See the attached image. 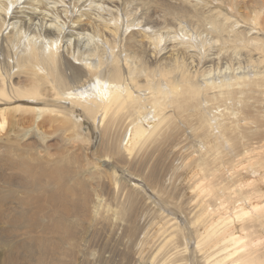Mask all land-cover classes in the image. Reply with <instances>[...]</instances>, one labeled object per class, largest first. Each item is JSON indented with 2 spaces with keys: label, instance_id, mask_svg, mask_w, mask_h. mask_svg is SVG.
Returning a JSON list of instances; mask_svg holds the SVG:
<instances>
[{
  "label": "bare ground",
  "instance_id": "bare-ground-1",
  "mask_svg": "<svg viewBox=\"0 0 264 264\" xmlns=\"http://www.w3.org/2000/svg\"><path fill=\"white\" fill-rule=\"evenodd\" d=\"M15 102L29 127L62 118L52 143H23L12 115L10 232H35L42 203L73 251L96 223L123 264H264V0H0V104Z\"/></svg>",
  "mask_w": 264,
  "mask_h": 264
},
{
  "label": "rangeland",
  "instance_id": "rangeland-1",
  "mask_svg": "<svg viewBox=\"0 0 264 264\" xmlns=\"http://www.w3.org/2000/svg\"><path fill=\"white\" fill-rule=\"evenodd\" d=\"M62 102L61 103H59L58 102V104L57 105H62V103L64 102L65 103V100H61ZM67 102V101H66ZM19 104L20 102H15V103H13V104H8V105H6V104H0V120L1 119H8V123H7V125H6V128H5V130L3 131V132H0V142H5V140H7L8 138H12L13 136H15V133L13 132V131H10L13 127H12V115H14V116H16V117H19V116H22L23 117V125H17L18 127V129L20 128L21 129V132H20V134L18 135L19 137L20 136H25L26 134V136L25 137H23L24 139H23V143L24 142H29V141H31V140H33L34 139V137L35 138H40L41 137V139H42V137L44 136V135H46V133L48 134V135H46V139H47V141L49 142V143H52L53 142V140L52 139H55L56 137H57V135L60 133V132H58V133H56V134H54V132H55V130H56V126L58 127L59 126V124H61V122H59L60 120H61V118H62V116H55L54 115V117H53V115L52 114H46L45 116H48L51 120H49V121H47V122H45V124L43 125V127H41L40 128V126H38V120L36 119V122H35V124L32 126V127H29V125H31V121L33 120V117L31 116V115H33V114H31L32 112H24L23 113V111H26V110H22V109H20V111L18 110V111H16V110H12L13 108H14V106H16V104ZM54 102H51V104H53ZM68 103V102H67ZM17 104V105H18ZM30 104V103H29ZM66 104V103H65ZM3 105H5V106H3ZM64 105V104H63ZM7 108V109H6ZM11 109V110H10ZM3 112H5V114H3ZM22 112V113H21ZM22 114V115H21ZM25 114V115H24ZM3 115V116H2ZM18 115V116H17ZM25 116V117H24ZM55 117H57V119H54ZM14 118V117H13ZM38 119H39V121L43 118V116H41V117H37ZM30 119H31V121H30ZM37 124V125H36ZM40 130V131H39ZM10 132H11V134H10ZM93 133H94V130L92 131ZM34 134H35V136H34ZM42 134H44V135H42ZM67 134V133H66ZM70 134V133H69ZM34 137H33V136ZM51 135V136H50ZM47 136H48V138H47ZM55 136V137H54ZM91 136H93V139H94V143L96 142V143H98V141H99V138H100V135H99V132L98 131H96L94 134H91ZM16 137H17V135H16ZM54 137V138H53ZM58 145V143L57 144H55L54 146H52V151H56L57 150V148L59 147V146H57ZM1 154V153H0ZM1 156V155H0ZM7 170V171H6ZM6 170H3L4 171V173L5 174H3V175H6V176H8V175H13L15 172H17V173H19V174H21V172H20V170L18 171V169H16V170H14L13 171V169H6ZM3 171L1 172V174L3 173ZM37 171V170H36ZM35 171V172H36ZM39 171V170H38ZM16 174V173H15ZM120 174H121V171H120ZM17 175V174H16ZM38 175V174H37ZM35 176H36V174H35ZM127 176V175H126ZM131 177H133V178H131ZM1 178H2V176H1ZM20 178V177H19ZM127 179H132L131 181H133V179H134V181L137 179L138 180V178L136 177H134V176H127ZM76 187V186H75ZM78 187H79V185H78ZM81 188H82V186H81ZM76 189H77V187H76ZM80 189V188H79ZM8 190V189H7ZM9 203V202H8ZM37 211L39 212V214L41 215V217H42V219H41V221L42 222H40V220H38L39 222H38V224L35 226V228H34V231L35 232H26V229L24 230V229H22V230H19V231H14V232H12L13 230H11V232H12V234H11V232H10V229L9 230H7V223H8V226H9V223H10V221L8 220V219H4V220H2L1 219V217H0V223H1V220L2 221H4L5 222V220H7V222H5L6 223V225H5V223L3 222V223H1V225L0 226H4L5 225V227H4V230L1 228V231H0V234H2V233H4L2 236L5 238V240L7 241V239H8V243L6 244V243H4V238L0 235V253L2 252V251H6L7 252V254H10L11 255V253H16L17 251V253L18 254H20V256H19V260L17 261V259L16 260H14V263H13V261H8V259L7 258H9V257H2L3 259L0 261V264H7V262H8V264H41V263H38L39 261V259L41 258V260H42V264H50V263H52V264H74V260H75V257H78L79 259L77 260L76 259V262H78V264H94L95 262H97V263H95V264H100V263H102V260L101 259H99L100 258V255H101V253L102 252H100L99 253V251L100 250H102L101 248H103V250L102 251H104L105 249H107V250H109V248H110V245H112L115 241V239L112 241V243L109 245V247L107 248V247H105L106 246V244L104 243V237H107V233H105L101 228H100V225L99 224H97V225H99V226H97L96 225V223H95V225H91V224H87V223H84V225L85 224H87V225H85V228H87L88 227V229H89V231L87 230L86 231V229L84 228V230L85 231H83V233H89V234H87L88 236H86L85 234H82V235H84V236H80V239H81V237H82V241H83V239H84V241H83V243L86 241V239H87V241H89V244L88 243H84V245H83V243L80 245V247L79 248H76V249H81V248H85V250H83V249H81V251H83L82 253H81V251L79 252V251H77V250H72V248L73 247H71L70 245V247L71 248H69V246H68V244H64V242L63 243H61V241H64L65 239V236L64 235H62V234H59L58 232H56L54 229H53V226H51V225H53L54 223H52V222H50V220H48L47 218H49L50 216H48V214L46 213L47 211H48V209L46 208V204H42V203H40L39 204V207H38V209H37ZM41 217H39V218H41ZM145 219H146V217H144L143 216V218H142V222H144L145 221ZM45 221V222H44ZM50 223H52V224H50ZM49 225V226H48ZM37 226H39V227H37ZM52 227V229L50 228H48V227ZM91 226H92V228H91ZM99 227V228H97V227ZM7 227V228H6ZM48 228L49 230H53L54 232H56V233H54V232H50V231H47L46 230V232L44 231L45 229L44 228ZM90 228H91V230L92 231H94V228H96L95 230H98V231H100V232H94L95 234L96 233H99V235L98 234H96L97 236H95L94 235V233L92 232V231H90ZM7 230V231H6ZM18 230V229H17ZM104 233H102V232ZM6 232V233H5ZM62 232V231H61ZM58 233V234H57ZM102 233V234H101ZM64 234V233H63ZM54 235H56V236H58L59 235V237H56L55 238V236ZM63 237H62V236ZM101 235H103V237L101 236ZM106 235V236H105ZM95 236V237H94ZM54 238H55V240H54ZM98 238V239H97ZM58 239H61V241H60V245L61 246H58L59 244H57V242H56V240H58ZM79 238L77 239L78 240V242H79V240H80ZM105 239H107V238H105ZM2 240V241H1ZM101 240V241H100ZM108 240V239H107ZM54 241V242H53ZM98 241V242H97ZM106 243H108V241H105ZM3 243H4V245H3ZM52 243H54V244H52ZM59 243V242H58ZM116 243V242H115ZM10 244V245H9ZM57 244V245H56ZM87 244V245H86ZM100 244H101V246H104V247H101L100 246ZM43 245V246H42ZM54 245V246H53ZM84 247H83V246ZM89 245V246H88ZM91 245V246H90ZM41 246V247H40ZM55 246L57 247V249H59V251L58 250H56L55 249ZM64 246H66V247H64ZM123 246V245H122ZM58 247H60V248H58ZM62 247H64L65 249L63 250V252L62 253H64V256L61 254V252H60V250L62 251ZM116 249H115V248ZM44 248V249H43ZM74 248V249H75ZM95 248H96V251H95ZM111 250H109V251H112V253H110V254H112V258H111V261H109V263H107V264H116V262H117V264H123L122 263V261H121V263H119L120 261L119 260H122L120 257H118L119 255H122L121 254V250L119 251V244L118 245H112V248H110ZM40 250H41V256H44V257H39L40 255H38V254H40ZM44 250H47V252L46 251H44ZM56 250V251H55ZM89 250H91L92 252H90ZM44 251V252H43ZM98 251V252H97ZM129 251H131V252H127V254H131V253H133L132 252V248L131 249H129ZM48 252H50V257H49V254H46V253H48ZM57 252V253H56ZM88 252L90 253V255L88 254ZM94 252H96V253H94ZM116 254H115V253ZM123 252V251H122ZM16 253V254H17ZM54 253V255H52ZM81 253V254H80ZM83 253H85V254H83ZM87 253V254H86ZM97 253H99V258H98V256H97V261H95L96 260V256L95 255H98ZM17 254V255H18ZM4 255V254H3ZM66 255V256H65ZM75 257H74V256ZM83 255V256H82ZM84 255H85V257H84ZM87 255H89L88 257H87ZM115 255V256H114ZM64 258H63V257ZM82 256V257H81ZM95 256V258H93ZM113 256H114V259H113ZM49 258V259H48ZM116 258V259H115ZM120 258V259H119ZM6 259V260H5ZM91 259V260H90ZM95 259V260H94ZM99 259V260H98ZM44 260V261H43ZM89 260V261H88ZM49 261H50V263H49ZM70 261V262H69ZM92 261H95V262H92ZM75 264H77V263H75ZM103 264V263H102Z\"/></svg>",
  "mask_w": 264,
  "mask_h": 264
}]
</instances>
